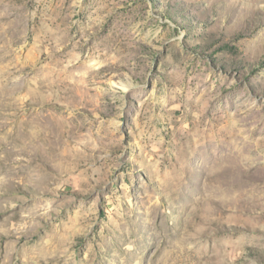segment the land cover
<instances>
[{"label": "rangeland", "instance_id": "obj_1", "mask_svg": "<svg viewBox=\"0 0 264 264\" xmlns=\"http://www.w3.org/2000/svg\"><path fill=\"white\" fill-rule=\"evenodd\" d=\"M0 264H264V0H0Z\"/></svg>", "mask_w": 264, "mask_h": 264}, {"label": "bare ground", "instance_id": "obj_2", "mask_svg": "<svg viewBox=\"0 0 264 264\" xmlns=\"http://www.w3.org/2000/svg\"><path fill=\"white\" fill-rule=\"evenodd\" d=\"M198 140V139H197ZM205 140V139H204ZM199 141V140H198ZM218 153V152H217ZM219 155H220V153H219ZM217 156V155H216ZM222 156V155H221ZM221 158V157H220ZM213 159L215 160L216 159V157H213ZM212 159V160H213ZM218 159H219V157H218ZM224 170H220V171H217L216 173H214L213 174V178L215 179V180H219V179H221V178H223L224 177Z\"/></svg>", "mask_w": 264, "mask_h": 264}]
</instances>
